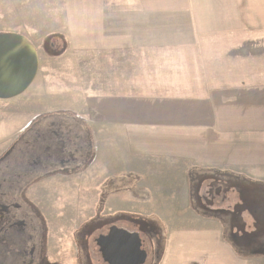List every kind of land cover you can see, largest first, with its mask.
<instances>
[{
  "label": "crops",
  "instance_id": "obj_1",
  "mask_svg": "<svg viewBox=\"0 0 264 264\" xmlns=\"http://www.w3.org/2000/svg\"><path fill=\"white\" fill-rule=\"evenodd\" d=\"M247 1L97 3L96 10H109L112 16V11L119 8H139L142 14L137 19L122 13L123 19L117 14L114 18L101 15L98 41L102 45L95 66L97 92L83 98L82 112L74 116L94 124L91 137L95 139V166L99 148H107L102 156L107 162L105 172L95 184L101 188L97 190L99 201L105 196V209L110 208V202L122 204L128 200L130 204L125 205L129 211L125 212L135 215L132 211L147 203L151 210L142 214L158 218V224L162 220L169 234L177 226L186 227L179 218H201L204 224L193 222L195 229H211L215 222L209 220L213 219H206V211L195 207L208 190H197L200 180L212 182L211 176H219L216 171H237L242 176L264 167V82L252 73L246 74L240 66L230 69L231 58H240V45L230 43L252 41L245 36L250 28L247 19L251 18ZM260 1L255 0L257 4ZM66 4V9H72L69 2ZM88 5H74L73 9L85 10ZM154 11L168 17L157 23L153 21ZM168 23L172 30H163L161 26ZM257 30L261 32L264 27ZM107 171L135 176L130 198L120 197L119 192L104 195L103 184L111 177H105ZM70 189L66 188L67 194L59 190L63 199L70 195ZM117 213L124 214L120 210L108 214ZM205 231L198 236L208 238L210 230ZM196 236L192 237L197 240ZM172 240L161 249L189 248L175 240L172 245ZM253 252L264 256L260 251ZM177 259L168 264H208L190 255Z\"/></svg>",
  "mask_w": 264,
  "mask_h": 264
},
{
  "label": "rangeland",
  "instance_id": "obj_2",
  "mask_svg": "<svg viewBox=\"0 0 264 264\" xmlns=\"http://www.w3.org/2000/svg\"><path fill=\"white\" fill-rule=\"evenodd\" d=\"M126 1L133 4L164 0H0V34L23 36L35 48L39 64L35 79L23 94L10 100H0V192L10 195L13 202L21 204L29 214L27 223L36 229L35 241L46 246L48 264H106L95 241L111 228L140 233L139 237L149 249L145 264H168L188 255L208 264H264V256L253 252L259 246H264L260 245L264 243V167L257 168L252 174L243 173L242 176H238L237 171H216V175H219L216 177L222 175L221 179L213 175L210 177L212 182L200 180L197 190H208L207 195L202 196L204 203L197 202L195 207L197 205L201 211H206V219H213L209 220L215 222L211 229L208 226L195 229L193 222L201 221L204 224L201 218H179L186 227L177 226L178 229L169 234L168 229L162 226V220L158 224V218L142 214L151 210L147 203L136 207L133 215L125 212L129 211L125 205L130 204L128 200L122 204L110 202L107 209L103 206L105 202H102L105 196L99 201L97 190L101 188L95 184L105 172L107 162L102 156L107 148L105 145L99 148L95 166L92 162L96 153L95 139L91 137L95 133L94 124L90 121L83 123L74 116L82 112L83 98L97 92L94 90L95 66L102 45L98 41L101 15L114 18L117 14L118 19H123L121 13L124 17L136 19L142 15L139 8H119L112 11V16L109 10H96V5L98 2L121 4ZM68 2L72 9H66ZM85 3L89 4L85 10L73 9L74 5ZM247 3V14L251 18L247 19L250 28L245 36L252 41L230 43L240 45L237 51L240 58H231L230 69L233 71L234 67L240 66L246 74L252 73L260 82H264V30H257L264 27V0L258 4L255 0ZM253 13L258 16H253ZM152 14L153 21L157 23L168 17L159 11ZM80 25L83 27L81 33ZM161 28L172 30L169 23ZM80 38L85 40L81 41ZM52 122L56 124L55 127L49 126ZM57 125L61 130L68 131L58 130ZM54 131L70 133L74 142L66 145V155L73 152L74 146L81 147L82 150L73 155L76 162L62 167L69 171L73 168L79 173L50 174L53 169L47 175V171L44 174L31 173L25 161L30 158L32 161L36 152H40V160L46 167L48 159L41 153L47 156V142ZM38 143L41 146L38 147ZM83 155H86L85 160L80 162ZM88 167L90 170L87 172ZM95 169L98 171L95 172ZM106 176L111 177L103 184L104 195L119 192L122 198L131 197L136 179L133 174L107 171ZM226 176L230 178L225 179ZM18 181L22 183L20 186ZM217 185L223 187L219 195H216ZM68 186L71 188L70 195L63 199L59 193L67 194ZM117 210L124 214H108ZM18 219L24 220L25 217ZM207 229L211 233L208 238L198 236ZM194 235L199 238L195 240ZM170 238H173L170 244L173 245L175 240L182 247L189 248L162 250ZM206 239L210 241L207 244Z\"/></svg>",
  "mask_w": 264,
  "mask_h": 264
},
{
  "label": "flooded vegetation",
  "instance_id": "obj_3",
  "mask_svg": "<svg viewBox=\"0 0 264 264\" xmlns=\"http://www.w3.org/2000/svg\"><path fill=\"white\" fill-rule=\"evenodd\" d=\"M55 125L56 124L52 122L49 126L55 127ZM56 127L58 128V130H61V127L59 125H57ZM61 131L64 132L68 130L62 129ZM57 133L56 131L52 132L49 143L47 142V144L49 145H47V156H44V154L41 153L44 158L48 159L46 167L42 165L43 163L41 162L39 157L40 152H36V155L33 154L34 156L31 155V157L33 156L32 161H30L31 158L28 161H25L23 159L30 167L31 173L38 174L41 172L44 174L47 171V173L45 174L47 175L49 174L50 170L53 169L50 174L67 175L75 171V169L73 168L71 169V171H69V169H64L62 167H64L65 165L74 164L76 162L73 158L74 153H78L82 149L79 146H74L73 152H67L70 154L66 155V145L71 144L74 141L71 140L72 138L70 137L71 135L69 132L64 134L61 132L58 134ZM86 140L84 142H86ZM37 146L39 147L41 146V144L38 143ZM82 147L84 148V146ZM85 156L86 155L82 156L80 162L85 160ZM77 173H79V171H75V174ZM215 178L219 179L220 177ZM17 184L20 186L22 183L18 181ZM219 186L220 185H217L215 189L218 188L216 192L218 191V193L220 194L223 187ZM22 208L23 207L21 204H16L13 202L10 195L5 194L4 192H0V264H48V259L46 257L47 248L46 246L41 245L35 241L36 236L34 232L36 229L29 226V224L27 223L29 214H27L26 210H23ZM18 212L22 214H17ZM20 216L25 217V219H18V217ZM122 231L130 234L135 233L128 232L125 229H122ZM109 233L110 229L104 236H108ZM100 237L101 236L96 239L95 243L98 247L101 259L104 261L102 252L100 250L101 244H103L100 241ZM260 245H264V243H261ZM257 251H261L263 253L264 246H259ZM104 263L106 262L104 261Z\"/></svg>",
  "mask_w": 264,
  "mask_h": 264
},
{
  "label": "water",
  "instance_id": "obj_4",
  "mask_svg": "<svg viewBox=\"0 0 264 264\" xmlns=\"http://www.w3.org/2000/svg\"><path fill=\"white\" fill-rule=\"evenodd\" d=\"M38 66L36 50L23 36L0 34V100L23 94L35 79ZM100 238L107 264L145 263L149 249L138 234L111 228L108 236Z\"/></svg>",
  "mask_w": 264,
  "mask_h": 264
}]
</instances>
